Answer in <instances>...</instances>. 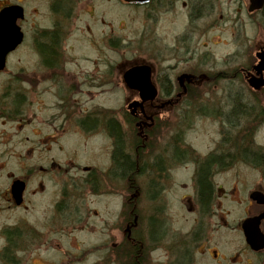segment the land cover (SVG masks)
Instances as JSON below:
<instances>
[{
    "label": "flooded vegetation",
    "instance_id": "flooded-vegetation-1",
    "mask_svg": "<svg viewBox=\"0 0 264 264\" xmlns=\"http://www.w3.org/2000/svg\"><path fill=\"white\" fill-rule=\"evenodd\" d=\"M103 1L0 0V11L10 6L21 8L15 19L21 41L6 55L0 70V264H39V252L47 260L58 256L63 261L61 257L68 256L65 264H80L69 257L66 242L71 241L73 223L98 220V212L90 210L88 203L102 201L120 185L128 191H141L138 179L143 176L148 177V186L156 185L153 177L166 179L188 160L194 166V198L192 202L189 195L182 196L180 203L187 204L190 213L198 214L205 209L204 194L212 187L210 176L231 165V139L225 140L229 145L220 147L218 154L200 156L183 146L174 111L178 116L184 108L189 127L193 125L190 118L200 115L220 120L222 127L224 121L229 122L228 131L238 130L246 120H256L250 117H254L252 108L257 104L249 108L248 96L241 88L228 89L227 93L224 90L226 107H220L228 109L235 103L242 113L234 119L221 116L219 108L199 105L197 100L204 81H210L211 76L215 81V77L224 75L222 80L228 82L231 75H240L249 85L258 80L264 83V64H259L264 61V44L258 45L247 35L248 28L264 33V0H119L134 22L129 39L120 38L119 25L110 35L90 30L88 21L94 17L103 25L102 15L96 18V8L102 7ZM26 5L33 6L31 13ZM162 26L168 32L161 31ZM217 27L231 35L234 31L233 36H239V40L231 41V37L223 43L220 37H208L206 32H214ZM77 32L83 35L81 43L76 37L72 39ZM230 42L235 44L232 49ZM73 43L79 45V54H75ZM221 45L226 49L223 68L212 61L215 57L209 50ZM110 52L112 60L105 56ZM23 55L31 57L30 64L25 63L28 61ZM129 72L136 81L127 80ZM246 90L261 105L259 96H264V88ZM104 94L111 95L116 103L122 95L123 103L106 107ZM207 94L206 102L213 95ZM191 106L196 109H185ZM43 110L46 113L39 120ZM259 123L263 125L264 119ZM247 133L242 136L246 138ZM246 150L244 147L241 154ZM253 191L264 195V183H256ZM251 192L239 227L263 211L262 204L251 200ZM73 201L84 212L74 220ZM135 201L123 199V206L133 210L128 217L122 215L123 237L119 241L114 237L101 239L86 248L81 255L83 264H152L149 256L156 248H146L145 233L137 231L140 223ZM74 209L78 211V206ZM148 220V224L153 221L151 217ZM162 223V233L173 238L163 248L164 255L159 254L162 259L156 260L157 264H192L199 254L207 255L214 264L223 258L216 246L204 244L207 227L197 224L192 231L196 234L189 242L195 250L188 254L181 230L171 232ZM259 229L264 235V220ZM59 239L66 247L52 248L51 241ZM242 240L244 263L258 264L254 257H263L264 248L251 250L244 237ZM45 246L46 250L40 251ZM86 257L93 259L87 261Z\"/></svg>",
    "mask_w": 264,
    "mask_h": 264
},
{
    "label": "rangeland",
    "instance_id": "rangeland-1",
    "mask_svg": "<svg viewBox=\"0 0 264 264\" xmlns=\"http://www.w3.org/2000/svg\"><path fill=\"white\" fill-rule=\"evenodd\" d=\"M31 7L33 6L26 5L28 13H31ZM96 12L97 19L99 15H102L99 17L102 18L103 25H101V23H96L95 17L92 18V21H88V24L90 25L89 28L92 32L97 29V32L95 33H100V31L103 30V32L110 35L111 30L116 31V28L119 25L120 38L129 39V32L132 30L134 22H132L129 17L128 9H126V7L119 2V0H104L102 7L100 6L96 8ZM178 14L179 12H177L176 17H178ZM230 17L232 18V21H235V18L232 16ZM82 18V26L84 28L85 18ZM40 22L43 23V21ZM180 22L181 18L179 17L175 21L177 27L180 25ZM93 23H95V26ZM172 26L175 25L173 24ZM171 29H173V27H171ZM162 30L163 26L161 27V31ZM164 30L163 32H168L167 29ZM233 32L231 35L229 32L222 30V28L218 30L217 27L216 31L206 33L209 34L208 37L212 35L220 37L223 43L225 41L229 42V38L231 37V41L236 39L235 42H237V40H239V36L234 37ZM75 35L72 39L76 37V39H78L77 43H81L83 35L79 32ZM247 35L248 37L251 35L253 41L257 42L258 45L262 42V44H264V33H261L259 30L255 33L254 28H248ZM241 37L246 38L243 35ZM168 38L169 37H167V39ZM77 43H73V45H75V54L80 53L77 51L80 49ZM239 44L243 45L244 43L240 41ZM223 46L224 45L209 49L216 59H212V61L216 62L217 67L222 68L224 66L221 62L223 61V53L226 50ZM232 47H235V44L230 42V48L232 49ZM200 50L202 51L203 48H200ZM238 53L239 57L240 52ZM105 56L108 57V60H112L111 52L108 54L106 53ZM12 59L15 61L17 57H13ZM24 59L28 61L25 63H31L30 56H25ZM238 60L241 62L240 58H238ZM223 76L224 75L215 77V81L214 76H211L212 79L210 81L207 79L204 81L203 93H200V100H197L200 103L199 105H207L211 109L219 108L221 110L220 107H226L224 90H226L227 93L228 89L236 90L241 88V92L248 96V107L250 108L252 105L257 104L252 108L254 117H250L256 119L255 121L248 122L249 120H246L245 123H241L242 127L238 130L235 131L231 129L228 131L226 127H229V122L224 121L225 127H222V122L220 120L215 118H206L200 115V118L197 119L190 118L191 121H193V125H190L189 127L187 126L188 124L184 118L186 113H184V108L181 113L178 112V116H176V112L174 111L175 119L180 122V128L178 131H182L181 133H183V146L192 148V150L196 154L199 153L200 156H206L207 153L218 154L220 147L221 149H226L229 145L225 144V140L231 139L230 148L232 146L231 149H233L232 155L234 156V160L225 170L215 171L214 174L210 176L212 187L204 194L206 199L204 201L206 203L202 204L205 205V209L200 212L198 211V214L194 215L188 211L187 204L180 203V198L188 195L190 196V200L193 202V182L195 177L193 175L194 170L192 167L194 166L192 160L185 162L183 167L179 166L178 169L174 171V174L171 173L166 177V179L162 180L157 176H152L153 180L156 179V181L153 182L157 183L153 186H148L147 184L149 179L148 177L143 176L138 179L141 191H128L127 187H122L123 185H120L119 190L115 189L113 194L103 197L102 201L94 202L92 200L91 203H88L87 206L90 210L95 209L98 212V220L91 219L87 220V222L84 220L83 223L75 222L71 225V235L69 236L71 241L68 240V242H66V244L70 246V252L66 251L70 254V258L72 257L74 258V261L76 260L78 263L83 264L81 255L86 248H89L91 245L98 244L101 239V241H107L108 237H114L115 241H119L123 237V234L125 233V222L122 223V219L125 216L128 217V215H130V213L128 214L129 211L133 212L130 206H123V199L125 197L126 200H128V198L136 200V214L139 215L138 222L140 223L137 231L145 233L144 237L147 241H145V244L147 245L146 248H151L152 246L155 247L151 248V250L156 248L155 251L150 252L149 261L151 259L152 264H157L156 260L161 261V255H164L165 253V251L163 253V248H165L169 243L170 238H173L171 234L165 235L162 233L164 230V228H161L163 226L162 222L167 224L166 229L171 232L176 229L179 231L181 230L183 233V238H181L182 241L185 242L184 245L188 254L190 251L195 250L194 248H191L192 245L189 240L193 234L192 231H196L198 224L200 227H207L205 237L206 241H204V244L211 247L216 246L223 256V258H220L216 264H245L243 261V259H245V254L243 252L245 245L242 240L243 234L239 225L244 218V210L248 203V194L252 191L256 183H264V124L261 125V123H259L261 119H264V96H259L263 99L261 105H259L254 101L255 98L252 94L248 95L250 90H246V88H252L254 90L255 88L247 84V82L245 83L240 75H231L232 77L228 82L222 80L224 78ZM262 87L264 88V85L258 87L257 89ZM207 93L213 95L212 100L206 102L208 97ZM123 99L124 96L122 97V95H120V98L117 99L118 102L116 103V99H114L111 95L104 94L103 104L106 107L112 106L114 103L120 105L123 103ZM40 101L43 102V100ZM225 107L224 109H226ZM185 109L191 111L196 109V107L191 106L190 108ZM45 113V110L40 112L39 120L44 118ZM218 117L220 116L218 115ZM217 122L219 124H217ZM246 130L249 135L244 138L242 134L243 132H246ZM159 141L160 140L158 139L157 142ZM74 142L77 143V140ZM250 143H252L253 147H251ZM244 147L247 148L246 153L241 154ZM105 148L106 145L104 144V150ZM230 148L228 149L230 150ZM76 205L78 206V211H75L74 209ZM72 210L73 220L76 215H84V212L81 211L79 204L74 201L72 202ZM124 214L125 216H122ZM90 216L92 217L91 213ZM220 216L223 217L220 219ZM150 217L155 222L153 225H151V222L149 224L146 223V221H149L148 218ZM97 221L99 222L97 223ZM144 225L147 228L139 230ZM195 234L196 233L193 235ZM178 237L179 236L177 235L176 238ZM148 239L150 242H148ZM65 241H67V239H65ZM50 246L56 249H59L60 247L61 249L64 248L65 242H63L62 239L51 241ZM198 249H202V246H199ZM45 250L46 246L40 251ZM187 257L190 256L187 255ZM30 258L31 256L26 260ZM67 258L68 256L61 257V259L64 260L59 261V257L57 256L54 257L53 260H47V258H44L43 252H39V264H65V260ZM85 259L89 261L93 258L86 257ZM254 263L264 264V256H255ZM192 264H214V262L207 255L199 254L195 255V259Z\"/></svg>",
    "mask_w": 264,
    "mask_h": 264
},
{
    "label": "water",
    "instance_id": "water-1",
    "mask_svg": "<svg viewBox=\"0 0 264 264\" xmlns=\"http://www.w3.org/2000/svg\"><path fill=\"white\" fill-rule=\"evenodd\" d=\"M125 2H137L143 3L147 0H123ZM20 9L18 6H10L0 11V70L4 67L6 55L14 50L16 46L21 41V34L18 28L15 26V19L20 14ZM264 64L260 62V65ZM127 75V80L136 81L135 75ZM148 77V75H146ZM264 83L261 80L257 82H251L250 85L254 88L262 86ZM251 199L257 204H262L264 206V196L261 193L253 192L251 194ZM264 220V208L260 215L245 220L242 224V229L244 231V237L248 246L254 250L258 251L264 248V235L259 230L260 222Z\"/></svg>",
    "mask_w": 264,
    "mask_h": 264
},
{
    "label": "bare ground",
    "instance_id": "bare-ground-1",
    "mask_svg": "<svg viewBox=\"0 0 264 264\" xmlns=\"http://www.w3.org/2000/svg\"><path fill=\"white\" fill-rule=\"evenodd\" d=\"M242 113V110L239 109V108H236V104L235 103H232L228 109H221V116L225 117V118H231V119H234L238 114H241ZM251 147H253L252 143H250ZM230 162L232 163L233 160H234V156L233 155H230ZM253 217L251 218H248V219H252ZM246 219V220H248ZM155 222L152 221L151 222V225H153ZM243 224V223H242ZM242 224L240 226V229H241V232L243 234V237H244V231L242 229ZM245 238V237H244ZM251 249V248H250ZM252 250V249H251Z\"/></svg>",
    "mask_w": 264,
    "mask_h": 264
},
{
    "label": "trees",
    "instance_id": "trees-1",
    "mask_svg": "<svg viewBox=\"0 0 264 264\" xmlns=\"http://www.w3.org/2000/svg\"><path fill=\"white\" fill-rule=\"evenodd\" d=\"M233 150V149H232ZM120 162H121V160H120ZM125 164V163H124ZM204 191H205V183H202V193H204Z\"/></svg>",
    "mask_w": 264,
    "mask_h": 264
}]
</instances>
